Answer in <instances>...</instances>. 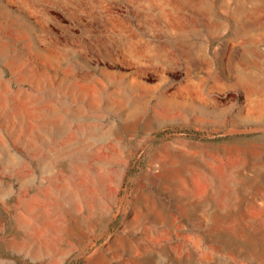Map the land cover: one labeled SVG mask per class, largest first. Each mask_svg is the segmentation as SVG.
I'll return each mask as SVG.
<instances>
[{
	"label": "rangeland",
	"instance_id": "374dc122",
	"mask_svg": "<svg viewBox=\"0 0 264 264\" xmlns=\"http://www.w3.org/2000/svg\"><path fill=\"white\" fill-rule=\"evenodd\" d=\"M0 264H264V0H0Z\"/></svg>",
	"mask_w": 264,
	"mask_h": 264
},
{
	"label": "bare ground",
	"instance_id": "6f19581e",
	"mask_svg": "<svg viewBox=\"0 0 264 264\" xmlns=\"http://www.w3.org/2000/svg\"><path fill=\"white\" fill-rule=\"evenodd\" d=\"M248 55V54H247ZM246 56V55H245ZM245 58V57H244ZM247 59V58H246ZM240 70H242V69H240ZM244 71H246V70H244ZM249 71V70H248ZM238 72H240V71H238ZM241 73V72H240ZM246 73V72H245ZM238 74V73H237ZM244 74V73H243ZM238 75H240V74H238ZM247 75H249V74H247ZM253 75H254V73H253ZM244 76H245V74H244ZM250 76V75H249ZM247 77V76H246ZM250 77H252V76H250ZM254 77V76H253ZM263 77V76H262ZM242 78V77H241ZM238 79V78H237ZM244 79V78H243ZM254 79H255V77H254ZM246 80V79H245ZM249 80V79H248ZM260 80V79H259ZM258 80V81H259ZM238 81H240V79L238 80ZM257 81V82H258ZM246 82V81H245ZM260 82V81H259ZM262 82H263V79H262ZM247 83H249L248 81H247ZM261 83V82H260ZM251 84V83H250ZM258 85V84H257ZM253 87V86H252Z\"/></svg>",
	"mask_w": 264,
	"mask_h": 264
}]
</instances>
